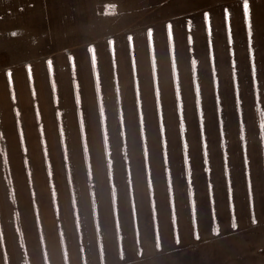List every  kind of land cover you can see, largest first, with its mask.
<instances>
[{
	"label": "rangeland",
	"instance_id": "obj_1",
	"mask_svg": "<svg viewBox=\"0 0 264 264\" xmlns=\"http://www.w3.org/2000/svg\"><path fill=\"white\" fill-rule=\"evenodd\" d=\"M248 4L245 16L244 0H0V65L106 42L132 65L109 78L130 82V93L115 84L84 112L70 95L52 103L48 163L24 169L64 192L71 264H264V0ZM242 31L258 54V94L220 85L194 95L182 81L178 100H161L170 90L162 64L179 57L175 78L185 80L194 38L224 48Z\"/></svg>",
	"mask_w": 264,
	"mask_h": 264
},
{
	"label": "crops",
	"instance_id": "obj_2",
	"mask_svg": "<svg viewBox=\"0 0 264 264\" xmlns=\"http://www.w3.org/2000/svg\"><path fill=\"white\" fill-rule=\"evenodd\" d=\"M53 14L66 16L64 9L60 14ZM224 37L225 44L234 38ZM235 41L230 46L222 48L217 45L213 49L207 44L200 45L194 38V42L187 45L189 63L186 65L185 80L183 76L177 81L175 78L176 71L184 67L178 63L179 57L175 63L177 55L174 58L175 65L169 67V61L162 64L165 70L170 71V90L162 93L164 97L159 99L178 100L175 97L179 94L178 86L182 81H187L194 95L206 94L207 87L215 91L220 85L233 86L236 96L243 91L242 88L258 94L260 75L253 38L251 36V51L247 31H242L236 45ZM110 47V42H106L91 53L79 49L73 55L66 54L60 48L48 52L49 55L45 56L49 58L48 61L30 57L26 61L12 60L0 65V167L6 166L8 172L3 174L0 170V264H71L65 246L66 226L62 227L66 221L61 200L64 192L60 188L53 192L50 185L45 184L47 179L43 175L26 174L24 169L28 165L44 166L48 163L43 151L53 147L50 140L44 139V135L47 139V135L52 132L51 118L55 115L51 111L52 103L65 102L67 95H70L74 97L73 101L79 103L78 109L84 112V108L88 109L92 103H101L105 96L107 98L111 86L115 84L118 88L124 86L130 91V82L117 80L113 85L109 82V78L112 81L119 79V75L115 74L116 69L130 71L132 67L130 61L118 58L121 54L119 49ZM177 50L175 48V54L179 53ZM207 54H214L213 62L211 58H202ZM60 55L64 61L58 62ZM82 64L86 65L88 74L81 73L85 70ZM67 74L70 79L68 83L64 81ZM127 79L129 81L128 76ZM135 92L137 94L138 90ZM82 103H85V107ZM56 109L60 111L61 107ZM258 114V110L252 114L257 123V134L260 122ZM56 125L59 126L54 130L55 133H61V124ZM261 129L260 137L257 135V146L262 148L261 156L264 159V127ZM222 148H225L224 145ZM6 174L8 178H5ZM3 179L4 182H10L7 189H2ZM255 190H258L257 187Z\"/></svg>",
	"mask_w": 264,
	"mask_h": 264
},
{
	"label": "snow or ice",
	"instance_id": "obj_3",
	"mask_svg": "<svg viewBox=\"0 0 264 264\" xmlns=\"http://www.w3.org/2000/svg\"><path fill=\"white\" fill-rule=\"evenodd\" d=\"M244 13H245V16L248 15V12H249V4H248V0H244ZM13 35H16L15 33H13ZM249 49L251 51V32H249Z\"/></svg>",
	"mask_w": 264,
	"mask_h": 264
}]
</instances>
